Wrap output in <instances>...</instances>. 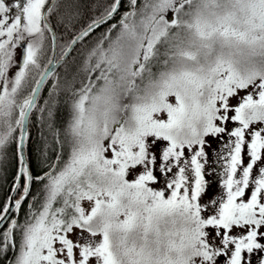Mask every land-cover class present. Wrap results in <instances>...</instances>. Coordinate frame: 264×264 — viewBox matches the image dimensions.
Wrapping results in <instances>:
<instances>
[{"label":"rangeland","instance_id":"374dc122","mask_svg":"<svg viewBox=\"0 0 264 264\" xmlns=\"http://www.w3.org/2000/svg\"><path fill=\"white\" fill-rule=\"evenodd\" d=\"M34 1L27 2L20 39L14 29L22 14L10 6L18 0H3L0 8V104L12 101L18 109L53 54L40 20L46 0L35 7ZM190 1L148 0L152 15L119 19L124 36L85 54L83 67L92 60L112 62L124 51L131 61L137 50L139 57L149 53L176 10ZM193 9L191 40L198 41L201 63L182 61L176 73L149 79L141 93L136 64L122 72L117 61L108 63L104 75L112 72L114 79H102L98 90L93 86L75 101L76 163L85 168L76 206L82 223L95 221L92 229L77 223L66 231L56 220L40 221L31 227L18 264H114L110 249L118 247L128 264H264V75L255 67L239 72L227 60L210 74V51H202L210 32L245 46L259 42L264 0H199ZM33 13L37 22L30 20ZM141 27V42L129 41L138 39ZM21 45L26 71L18 68ZM168 223L177 238L170 236L162 250Z\"/></svg>","mask_w":264,"mask_h":264},{"label":"trees","instance_id":"16d2710c","mask_svg":"<svg viewBox=\"0 0 264 264\" xmlns=\"http://www.w3.org/2000/svg\"><path fill=\"white\" fill-rule=\"evenodd\" d=\"M51 1L46 0L43 3L42 15ZM116 1L56 0L47 13V20L56 34L59 57L64 55L78 35L109 15L113 11ZM18 2L20 9H16L15 12H20L22 19L14 29V38L16 39L22 38L23 35V13L30 10L26 9L28 0H18ZM198 2L199 0H192L176 10L175 15L170 18V24L166 26L160 39L154 43L149 53H142V56L139 57L140 54L137 50L135 57L132 58L134 60L131 61L125 57L130 54L129 51H124L116 59H112V62H108L112 65L119 63L121 68L119 71L122 72L129 71L134 64H136V69H141L139 71L140 81L137 76L134 80L141 85L137 89L138 93H141L139 91L145 87L149 79L157 80L170 72L179 71L178 67L182 61H191L190 64L193 61H196V64L200 62L199 53L201 51L198 52V41L191 40L192 33L190 31V29L196 31V15L193 8ZM37 3L38 0L33 2L34 7ZM147 3L148 0H138L137 3L134 1L132 6V0H123L118 13L109 22L98 26L79 40L69 57L43 88L31 113L26 139V155L31 176L29 191L19 203V209L12 213L5 226L0 230V264H18L31 227L40 221L52 222L56 220L59 223L58 227L63 231L70 230L77 223L92 229L95 219L88 223H82L76 206L78 195L84 189L85 168H81L76 163V150L80 147L78 138L80 124L78 122L77 128L75 116L73 118V109L75 112V101L82 92L93 86L98 90L99 86L104 84L102 79L108 78L112 81L114 77H112V72L109 75L106 74L108 76L104 75L108 67L107 62L97 63L92 60L85 68L83 64L84 60L88 59L86 56L95 51L96 47L107 48L115 36H124L120 23H118L119 19L122 18L124 21L129 18L139 19L147 14L146 12L152 15L154 11ZM155 10L158 11V8ZM170 13L173 12L170 11ZM33 15L34 13L30 14L31 22L33 20L37 22L38 18H33ZM42 15L40 20L43 23ZM160 16L157 14L155 19L158 20ZM4 18L6 20L5 16ZM215 19L216 16L211 17L210 24H214ZM31 25L33 27V23ZM43 25L49 35V43H52L49 29L46 24ZM143 31L144 28L141 27L138 39L129 37L128 40L141 42ZM196 33L194 32V34ZM197 35L199 34L197 33ZM261 35L262 38L259 42H250L247 43L248 46H245L243 40L230 41L228 36L223 35L225 36L223 37L219 33L210 32V37L204 38L207 42L206 45L202 44V51H210V74L215 73L216 70L213 68L215 64L219 63L220 65L227 60L239 72L240 68L250 72L256 68L259 73L264 75V29ZM85 51L86 53H84ZM244 55L247 59L242 63L240 59ZM26 84L27 80L23 82V92ZM138 93L136 94L138 95ZM77 112L76 108V114ZM96 114L99 115L97 111ZM88 117L95 118L93 115H88ZM90 118L89 125L93 126L94 121ZM21 123L20 110L15 103L6 101L0 104V219L9 206L11 195L16 186V199L22 197L27 189L28 173L26 169L23 171V177L19 180ZM89 125L85 123L88 129ZM75 131L78 134H75ZM92 172H90V177ZM166 229L168 231L164 233L166 242L164 245L159 243L162 250L167 248L170 236L177 238L176 235L170 233L169 223ZM117 232L119 231L117 230ZM131 233L132 231H129L125 236L129 238ZM149 237H153L150 242L151 245H154L156 243L154 234H150ZM127 238L124 237L123 241ZM122 245H124L123 242H118V246ZM110 251L115 259L114 264H128L127 254L122 250V247H118L117 250L112 248Z\"/></svg>","mask_w":264,"mask_h":264},{"label":"water","instance_id":"95a60500","mask_svg":"<svg viewBox=\"0 0 264 264\" xmlns=\"http://www.w3.org/2000/svg\"><path fill=\"white\" fill-rule=\"evenodd\" d=\"M55 1L56 0H52L51 3L48 5V7L45 9V11L43 13V19H44V22L46 24H48V22H47V13L51 9V7L55 3ZM122 2H123V0H117L113 11L109 15H107L102 20L94 23L89 28H87L85 31H83L80 35H78L74 39V41L72 42V44L70 45L69 49L66 51L64 56L59 61H57V58H56L57 57V53H56V34H55V31L53 30V28L52 27L50 28V31L52 33V39H53V49H54L53 58H52L50 64L48 65L47 69L45 70L44 74L42 75L41 79L39 80V82H38L33 94L27 99L28 106H27V108H26L24 113L22 112V104L20 105V114L22 115V123H21L22 133H21V139H20V145H19V154H20V159H21V172H20L19 180L23 177V171H24V169H26L27 173H28V186H27V189H26L24 195L21 198H19V199H16V197H15L16 196L17 186L14 189V191H13V193L11 195L9 207L5 211V213L2 216V218L0 219V230L5 226L7 220L12 215L14 210L16 208L19 209L18 204L22 201V199L27 195V193L29 191L30 177L31 176H30V171H29L28 161H27V155H26V139H27V134H28V129H29V119H30L32 110H33L34 106L36 105V103L38 101V98H39V96H40V94L42 92L43 86L47 82L48 78L68 58V56L73 51L74 47L77 45L79 40L84 35H86L90 31H92L93 29L97 28L100 25H103V24H106L107 22H109L118 13L119 7L122 4ZM25 51H26L25 45H23L22 58H21V63L22 64L25 61V55H26ZM19 180H18V183H19Z\"/></svg>","mask_w":264,"mask_h":264},{"label":"flooded vegetation","instance_id":"af4514ba","mask_svg":"<svg viewBox=\"0 0 264 264\" xmlns=\"http://www.w3.org/2000/svg\"><path fill=\"white\" fill-rule=\"evenodd\" d=\"M135 2L137 3L138 2V0H135ZM2 6L3 7H5L4 5H2V2H1V0H0V8H2ZM11 7H14L15 8V10L16 9H20V3L19 2H17V3H15V4H13V5H10ZM0 17H2V14L0 13ZM5 20V19H4ZM1 22H2V19H0V24H1ZM48 27V26H47ZM48 29H49V27H48ZM50 31V30H49ZM52 43H53V39H52ZM23 45H21V47H22ZM53 55H54V49H53V54H52V58H53ZM21 58H22V53H21V57H20V60H19V65H18V68H22V70L24 69V67L26 68V69H24L25 71L26 70H28V66L26 65V61H27V58L25 57V61H24V63L22 64L21 63ZM57 59H60V57H59V55H57ZM52 60V59H51ZM26 65V66H25ZM48 66V65H47ZM45 69H46V67L44 68V70L39 74L40 75V77L38 78H36V80H35V85H34V87L35 86H37L36 84H38V82H39V80H40V78H41V76H42V74L44 73V71H45ZM12 71V70H11ZM13 73L15 74L16 73V70H14L13 71ZM55 73V72H54ZM53 73V74H54ZM20 74H21V72H20ZM52 74V75H53ZM16 75H17V73H16ZM52 75L48 78V80H47V82L45 83V85L43 86V88L46 86V84L51 80V78H52ZM21 78V77H20ZM20 81H21V79H20ZM42 91H43V89H42ZM41 94H42V92H41ZM40 94V95H41ZM28 99V98H27ZM27 99H26V101H27ZM26 104H27V102H26Z\"/></svg>","mask_w":264,"mask_h":264}]
</instances>
